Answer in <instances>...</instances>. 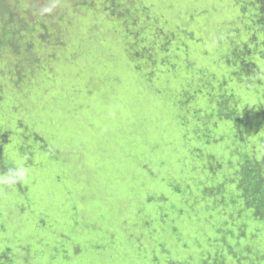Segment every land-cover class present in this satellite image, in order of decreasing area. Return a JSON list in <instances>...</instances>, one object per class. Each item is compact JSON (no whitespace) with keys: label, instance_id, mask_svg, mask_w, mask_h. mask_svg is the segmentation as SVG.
I'll return each mask as SVG.
<instances>
[{"label":"rangeland","instance_id":"rangeland-1","mask_svg":"<svg viewBox=\"0 0 264 264\" xmlns=\"http://www.w3.org/2000/svg\"><path fill=\"white\" fill-rule=\"evenodd\" d=\"M235 1L0 0V264H264Z\"/></svg>","mask_w":264,"mask_h":264},{"label":"clouds","instance_id":"clouds-1","mask_svg":"<svg viewBox=\"0 0 264 264\" xmlns=\"http://www.w3.org/2000/svg\"><path fill=\"white\" fill-rule=\"evenodd\" d=\"M247 0H242V7H245ZM239 0H236L233 5L237 7V14L241 15L244 20L247 23L246 28V34L248 35L249 42L247 44V47L250 46L251 50L246 49V52H244L243 55H241L242 58H240L237 63H241L240 68L241 70L247 71L250 69L252 72L256 71V73H259V69L263 67L260 66V64H256L257 66H260L258 68L255 63H258L259 61L264 62V22L262 24V27L255 26L251 19L248 16H244L242 14ZM56 7L55 2L51 4L49 7H44L40 11V15H46L50 14L53 9ZM239 32V31H238ZM246 38V36H245ZM244 38V40H245ZM257 48H260L258 51ZM236 65V64H235ZM235 67V66H234ZM264 78L262 80H256L254 84H256L260 89L263 85ZM261 92V91H260ZM262 93V92H261ZM264 97V94H263ZM257 119H254V124H256L259 127V124H261V119L264 122V112L261 115V117H256ZM239 124L241 128H245L247 126V122L245 120H240ZM264 145V138L262 146ZM262 149V147H261ZM264 151V150H263ZM261 155H263L261 157ZM261 155L257 156V159H261L259 162H255L251 165L250 172L248 173L247 179H249L248 182V188L246 187L245 190H243V199L247 206L251 207L252 209V215L255 219L260 220L259 214L264 210L260 209V205H264V170L261 169V167L264 164V152L261 153ZM27 157H20L18 155L13 157V166L8 168L6 172L0 173V186H14L17 183H24L27 182L29 176H30V168L26 165ZM57 161H61V154L58 152V158ZM264 213V211H263ZM239 261V260H238ZM249 264H255V263H249Z\"/></svg>","mask_w":264,"mask_h":264},{"label":"trees","instance_id":"trees-1","mask_svg":"<svg viewBox=\"0 0 264 264\" xmlns=\"http://www.w3.org/2000/svg\"><path fill=\"white\" fill-rule=\"evenodd\" d=\"M239 7L242 6L240 5ZM241 11L244 16H248L251 19L255 26L262 27L264 22V0H247L245 7H242ZM263 208L264 205H260L259 211ZM263 211L258 216L261 222L264 223Z\"/></svg>","mask_w":264,"mask_h":264}]
</instances>
